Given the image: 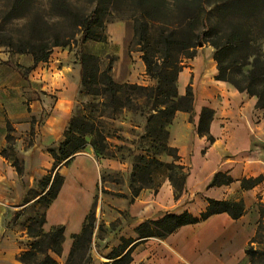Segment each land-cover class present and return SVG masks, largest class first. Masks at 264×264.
Listing matches in <instances>:
<instances>
[{
  "label": "rangeland",
  "instance_id": "1",
  "mask_svg": "<svg viewBox=\"0 0 264 264\" xmlns=\"http://www.w3.org/2000/svg\"><path fill=\"white\" fill-rule=\"evenodd\" d=\"M67 1L82 14L98 6L104 8V30H100V39L81 42L82 33L80 27L75 26L76 19L57 11L53 7V0H22L17 5L15 0H0V48L7 52L0 63L7 66L8 71L13 69L21 75L19 95L12 94L13 103L0 111L6 117L5 141H1L0 137V196L4 198L13 195L17 199L21 196L2 216L9 241L17 249L13 264H24L19 256L30 248L32 242L39 240L38 237H30V229L32 233L41 229L40 216L44 211L48 214L53 203L46 207L44 203L37 202V194L42 192L39 181L52 168L54 159L51 150L58 149L65 140L70 119L58 137L42 131L41 126L56 102L66 96H69L66 100L71 109L70 117L74 114L95 118L110 143L108 153L116 155L98 157L89 144L67 165L59 168L66 183L63 189L65 196L72 192L75 185L74 171L78 167L83 169L84 173L80 171L77 174L79 177L81 175L84 182L87 180L80 184L84 190L83 198L89 200L87 214L94 208L96 215L91 248L79 246L67 264H87L93 261V255L99 256L98 253L108 257L112 247L120 243L121 237L137 236V225L134 226V217L127 208L132 200L129 185L136 155L150 154L146 152L149 142L143 137L147 132L150 105L144 103L146 98L143 97L141 106L130 104L129 107L118 109L109 106L108 100L96 94L100 88L96 80L89 77L87 85H83L81 55L86 53L98 57L97 61H89L87 75L92 76L95 66L99 65L100 69H109L119 83L157 86V79L149 75L147 70L143 71L145 63L142 52L134 42V23L139 14V1ZM217 1L203 0L201 8L197 3L189 5L178 0H167L166 3L175 7L173 12L168 15L154 13L159 20L173 23L196 10L200 14L201 30L209 40H215L220 45L219 56L227 80L217 78L219 69L215 53L218 50L208 42L198 46L196 55L185 60L183 70L187 72L188 79L184 88H179L177 80L178 89L183 93L191 83L195 96L194 110L191 113L177 112L168 126L170 145L182 149L181 156L189 173L197 172L201 180L208 176L204 173V167L209 166L213 170L232 167V153L250 162L248 158L255 146H264V108L258 105V96L240 91L232 83V80H236L244 86L253 85L264 97V73L255 76L250 72L254 68L255 58L264 61V0L236 3L219 9ZM156 3L163 4V0H156ZM157 29L160 31V25H157ZM233 31L238 32V41L229 35ZM57 35H61L67 45L54 47L49 58L39 62V66H50L52 63L55 76L59 79L52 83V89H41L31 78L28 65L30 58H34L33 54L20 49L31 48L34 42L52 40ZM17 56H20V61ZM258 64L260 72L264 64ZM58 68L62 72H58ZM203 89L207 96L201 94ZM125 91V96L133 98L138 94L128 87ZM67 92L69 95H66ZM37 96L46 105L41 113L33 117L31 102ZM203 106L215 111L210 127L213 140L207 136L201 137L197 130ZM20 110H28V117L8 119L9 112ZM87 138L91 141L92 137ZM157 157L167 161L172 159L167 155ZM119 162L122 163L120 168ZM16 166L23 168L22 174L15 173ZM102 177L106 179L104 182ZM157 180L166 181L167 178L160 175ZM149 192L153 193V190L146 189L144 196H148ZM203 192L191 193L190 198L196 199ZM228 193L232 198V187L228 188ZM120 194L127 196L122 197ZM140 218V223L148 219L143 216ZM43 229L47 231L44 226ZM51 255L57 259L56 253L51 252ZM68 258L69 255L65 261L57 260L64 264Z\"/></svg>",
  "mask_w": 264,
  "mask_h": 264
},
{
  "label": "trees",
  "instance_id": "2",
  "mask_svg": "<svg viewBox=\"0 0 264 264\" xmlns=\"http://www.w3.org/2000/svg\"><path fill=\"white\" fill-rule=\"evenodd\" d=\"M22 0H15L19 4ZM139 14L134 23V42L140 46L142 59L145 63L147 73L158 81L157 86H144L140 84L119 83L110 73L109 69H100L99 65L95 66V71L91 75L86 74L89 61H97L98 57L92 54L82 53L81 62L83 67L82 77L83 85H87L89 77L96 80L99 90L96 94L104 100H108L109 106L115 109L129 107L130 104L137 106L142 105V98L145 97L144 103L150 105L148 112L147 132L144 140L149 142L146 152L150 154L136 155L133 164V171L130 179V192L132 198L137 197L143 189H151L157 192L161 187L163 180L158 181L160 175L169 179L173 188L175 197L178 198L185 190L186 180L189 174V168L182 163L178 148L171 146L169 139L168 126L172 123L175 115L179 111L191 113L194 110V92L191 83L186 87L185 93H179L177 80L179 73L185 67L187 59H192L198 46L205 43L212 44L218 51L215 53V59L218 62L219 74L218 79H225L226 73L222 66L219 56L220 45L215 40H209L205 32L200 28V14L196 10L192 14L184 16L177 22H168L159 20L154 13L168 15L173 12V8L167 0L163 4L156 3V0H138ZM186 2L189 5L196 4L202 8L203 0H178ZM252 0H218L217 8L232 6L233 4L250 3ZM168 4V5H167ZM174 6V5H173ZM53 7L64 15L72 16L76 19L75 26L80 27L82 38L81 42L88 39L101 38L100 30H104V8L98 6L89 13H79L67 0H53ZM190 10L191 7L188 6ZM160 25V31L157 29ZM229 35L233 36L234 41H238L239 34L236 31ZM71 38H74L71 37ZM31 48H23L20 51H29L34 56L35 63L46 61L53 48L56 46H66L67 41L63 40L61 35L54 39L34 42ZM263 63L259 58L254 60V68L251 74L264 73V69L259 72V64ZM253 79V77H252ZM232 83L240 90L247 91L249 94L257 95L258 105L264 108V97L253 86H244L236 80ZM132 88L138 94L134 98L126 95L125 88ZM107 102V101H106ZM117 107V108H116ZM138 109V108H136ZM214 110L204 106L201 109L197 130L199 135L207 136L213 140L210 132V125L214 118ZM103 115V114H102ZM112 118V116H108ZM96 119H90L89 116L72 115L69 125L65 131V140L60 144L58 149L51 150L54 164L47 174L40 178V187L42 192L37 194L38 203H44L48 207L58 196L64 183V176L60 173L59 168L68 164L71 159L87 145H91L96 156L116 157L115 154H109L110 143L107 140L105 132L96 124ZM91 136V141L88 140ZM11 137V134H9ZM158 155H167L172 159L170 161L158 158ZM17 171L22 174L23 168L16 166ZM106 179L102 177L104 182ZM264 175L243 177L241 187L251 189L263 182ZM234 181V178L226 171L216 172L209 182L208 186L228 185ZM123 196L124 194H120ZM26 202H29L26 201ZM207 207L199 215H195L189 210L183 212L169 211L158 218H149L138 224L135 228L136 237H121L120 243L114 246L108 254V260L103 264H136L134 262L133 252L135 248L150 237L166 238L175 232L181 226L195 224L206 220L210 216L226 212L232 218L241 217L245 211V204L240 199H215L207 198ZM260 219L256 234L250 240L246 253L249 264H264V201L258 202ZM47 220V213L44 211L39 219L41 229L35 233L29 232L30 237H38L39 240L32 242L30 248L25 250L19 259L24 264H61L51 255V252L57 255L62 254V243L64 241L65 226L62 224L53 226L49 231L43 229ZM95 210L91 208L86 215L82 230L73 235V246L66 263L71 261L77 248L85 246L91 248L92 235L95 229ZM263 245V246H261ZM40 255H42L40 257ZM91 260L87 264H90Z\"/></svg>",
  "mask_w": 264,
  "mask_h": 264
},
{
  "label": "crops",
  "instance_id": "3",
  "mask_svg": "<svg viewBox=\"0 0 264 264\" xmlns=\"http://www.w3.org/2000/svg\"><path fill=\"white\" fill-rule=\"evenodd\" d=\"M6 55L7 52L0 48V59H3ZM17 57V60L20 61V56ZM28 65L31 78L36 81L37 86H40L41 89H52V83L59 79L55 76L56 72L52 63L50 66H39V63H35L34 58H30ZM142 69L146 72V66H142ZM58 72H62V69L58 68ZM178 77L179 88H184L188 79L187 72L182 70ZM20 82L21 75L19 71L13 69L8 71L7 66L0 63V111L5 106L13 103L12 94L19 95L20 86L18 84ZM36 89L38 88L36 87ZM179 93L183 94L180 91ZM201 94L207 96L204 89ZM66 95H69V93L67 92ZM67 97L69 96L64 97L63 100L60 99L52 107V111L49 112L45 123L41 126L42 131L58 137L71 118V109L67 104ZM45 105L46 103L41 101L39 96L33 99L31 102L32 116L41 113ZM28 115V110H20L9 112L7 117L8 119H16L18 117L26 118ZM262 120H264V117ZM5 127L6 117L0 112V137L3 142L5 141ZM177 148L180 152L181 161L184 163V158L181 156L182 149L179 146ZM250 154L251 156L248 158L250 162L242 160L239 155L232 153V167H220L215 170L209 166L204 167V173L208 174L204 180L200 179L197 172L189 173L185 190L178 198L175 197L174 188L169 179L163 181L157 192L153 190V193L149 192L148 196H144L146 188L137 197L132 198L127 208L134 217V226L140 224V221H142L140 217L142 216L148 219L158 218L169 211L180 213L189 210L193 214L199 215L206 209L208 197L215 199L230 198L228 193L230 187H232V199L242 198L246 208L245 213L237 219L232 218L226 212L218 213L198 223L181 226L166 238L150 237L135 248L133 252L134 262L136 264H249V260L246 261L248 259L246 248L258 228L260 213L256 202L260 201V197L264 201V197L262 198L264 196V181L254 188L243 189L241 179L243 177L264 175V146H255V150ZM121 165L122 163L119 162V168ZM80 171L84 173L81 167L76 168L74 171L75 185L72 192L67 196L63 195V189L66 185L64 183L60 194L48 209L47 220L44 225L47 231L55 225H65L62 255H56L57 259L61 261H65L70 254L74 241L73 235L82 230L89 210V200L86 196V198H83L84 190L80 186L81 183H86L87 180L84 182L81 175L78 176L77 173ZM219 171L229 172L234 181L228 185L209 187L208 184L212 177ZM15 173L18 174L19 172L15 171ZM201 191H204L200 195L201 197L190 198L191 193ZM126 196L127 194H124L122 197ZM20 199L21 196L18 199L17 196L13 198V195L4 196V198L0 196V264H13L12 261L16 260L17 249L15 246L12 247V242L9 241V234L5 232L2 216L8 207L13 203H17ZM98 254L99 256L93 255V261L90 264H103L108 260V257Z\"/></svg>",
  "mask_w": 264,
  "mask_h": 264
},
{
  "label": "water",
  "instance_id": "4",
  "mask_svg": "<svg viewBox=\"0 0 264 264\" xmlns=\"http://www.w3.org/2000/svg\"><path fill=\"white\" fill-rule=\"evenodd\" d=\"M201 46H202V44H201Z\"/></svg>",
  "mask_w": 264,
  "mask_h": 264
}]
</instances>
